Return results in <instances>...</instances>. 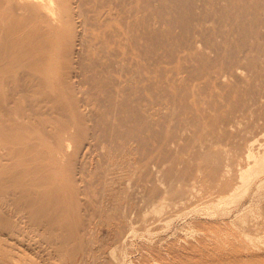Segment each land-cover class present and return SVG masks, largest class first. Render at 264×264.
Listing matches in <instances>:
<instances>
[{"label":"bare ground","instance_id":"bare-ground-1","mask_svg":"<svg viewBox=\"0 0 264 264\" xmlns=\"http://www.w3.org/2000/svg\"><path fill=\"white\" fill-rule=\"evenodd\" d=\"M8 1L0 105L14 121L3 142L25 159L0 177L13 189L6 216L0 211L6 221L36 219L65 242L62 222L82 227L76 174L94 151L97 212L121 220H153L142 212H158L170 190L190 197L189 187L210 183L223 196L264 179V0ZM247 112L258 114L260 131L240 136L232 127ZM182 142L198 143L187 159L177 156ZM132 174L134 196H123ZM133 198L142 208L119 213ZM64 214L69 221L59 220Z\"/></svg>","mask_w":264,"mask_h":264},{"label":"rangeland","instance_id":"rangeland-1","mask_svg":"<svg viewBox=\"0 0 264 264\" xmlns=\"http://www.w3.org/2000/svg\"><path fill=\"white\" fill-rule=\"evenodd\" d=\"M9 4L8 0H0V20L6 19V8ZM173 65H176V62L170 64V66ZM2 73L4 71L0 67V74ZM0 86L6 89V84L0 83ZM1 107L0 177H3L2 174L6 173V166L12 167L9 171L11 172L16 169L18 163L24 161L25 157L16 151L10 155L7 154L6 142H3L9 138L6 133V125L10 127L14 119L9 118L6 123V109L2 107V110ZM256 115L258 114L247 112L246 115L239 118V123H235V126L232 127L233 130L241 134L240 136L258 133L260 129L257 128L259 121ZM253 124L255 126L252 127ZM259 137L264 138V132L260 133ZM197 146V142L194 143V147L190 142H182V151L177 156L187 159L188 154ZM222 146L231 148L229 143H223ZM17 147L18 145H14L15 149ZM47 149L43 148L42 150ZM76 150L73 149L75 152L72 155H75ZM94 152L84 154L83 160L88 162L86 164L87 170L83 174H76L78 186L83 193L80 195L81 205L73 211H75L74 215L78 217V220H82V227L79 226V229H75L73 225L62 222L64 226L59 233L66 241H54V237L51 236L52 233L43 232L42 225H39L38 220L33 219V221L27 218V222H25L26 218H23L26 216H21L23 221L19 219L20 215H18V217L14 216L15 218L12 217L6 221L9 218L6 219L0 213V226L2 227H0V264H181L183 261L187 264H197L200 261L202 263L204 261L203 264H264V179L257 186L253 185V187L248 188V191L241 187L236 189L234 187L232 191L223 196L210 183H206L200 192H197L196 188L189 187L190 197L180 196L175 191L170 190L167 195L168 199H165L162 205L157 206L158 212L151 211L149 207L145 212H142L145 213L146 218L154 217L153 220L144 223L143 218L138 216L132 221L121 220V218L108 216L111 213H105V216L100 214L103 211L97 212L95 201L100 197V190L99 185L93 180L95 163L92 157L94 154L97 155V152ZM232 169L236 170L237 166L233 165ZM81 175L83 180H80ZM127 178L132 179L129 183L130 187L121 192V195L132 194L134 196L135 181L133 174ZM204 181H206L205 177ZM91 182L92 185L89 186L88 183ZM192 182L194 180L188 183ZM132 183L134 184L132 185ZM0 187V195H2V197L0 196V205L2 206H0V211L2 214L4 212L6 216L7 207L5 203L7 200L5 201V199L6 197L9 198L6 194L12 192L9 190L13 189L6 187V184L1 181ZM130 202L131 206L126 204L119 213L124 209L134 208L135 205V208H142V203L136 204L134 198L130 199ZM238 204H242L240 210L244 209L243 214L241 212L238 214H241V218H235ZM140 205L141 207H138ZM249 208L253 213L249 211ZM227 211L229 213L226 214ZM186 215H192L190 217L196 218L191 219ZM72 219L74 223L77 222L74 218ZM59 220L69 221L68 215H62ZM80 228L82 230L79 234H86L75 239V234ZM13 229L18 232H10ZM245 234L248 235L245 236ZM50 242L53 243L52 246L49 244ZM76 243H84L85 249L73 251V246ZM192 245H199L197 250L200 247L202 249L199 252L190 251L193 248ZM208 252L210 254L213 252V255H207ZM199 253L204 255L201 259ZM187 257L189 261L186 259ZM206 257L207 260H205ZM201 262L200 264H202Z\"/></svg>","mask_w":264,"mask_h":264}]
</instances>
